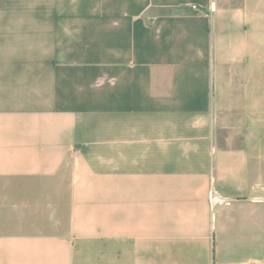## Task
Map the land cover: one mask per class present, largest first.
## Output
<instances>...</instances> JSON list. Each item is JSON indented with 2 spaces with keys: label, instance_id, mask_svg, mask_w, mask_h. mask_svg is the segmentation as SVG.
I'll use <instances>...</instances> for the list:
<instances>
[{
  "label": "crops",
  "instance_id": "obj_1",
  "mask_svg": "<svg viewBox=\"0 0 264 264\" xmlns=\"http://www.w3.org/2000/svg\"><path fill=\"white\" fill-rule=\"evenodd\" d=\"M42 3L0 16L40 35L0 41V264H264V0Z\"/></svg>",
  "mask_w": 264,
  "mask_h": 264
},
{
  "label": "rangeland",
  "instance_id": "obj_2",
  "mask_svg": "<svg viewBox=\"0 0 264 264\" xmlns=\"http://www.w3.org/2000/svg\"><path fill=\"white\" fill-rule=\"evenodd\" d=\"M43 0H0V16H23L26 12H39L42 9ZM49 6V4H47ZM21 19H17V21ZM5 37H1V42H15V43H29L33 44L40 41L39 34L27 35L21 29L15 30H0V34H4ZM24 33V34H23Z\"/></svg>",
  "mask_w": 264,
  "mask_h": 264
},
{
  "label": "built area",
  "instance_id": "obj_3",
  "mask_svg": "<svg viewBox=\"0 0 264 264\" xmlns=\"http://www.w3.org/2000/svg\"><path fill=\"white\" fill-rule=\"evenodd\" d=\"M193 7H196L195 5H193Z\"/></svg>",
  "mask_w": 264,
  "mask_h": 264
}]
</instances>
